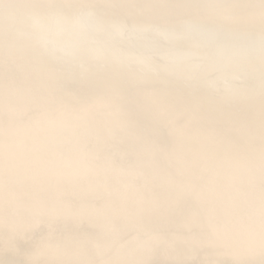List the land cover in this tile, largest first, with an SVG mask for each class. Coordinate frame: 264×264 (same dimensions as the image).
<instances>
[{
  "label": "snow or ice",
  "instance_id": "snow-or-ice-1",
  "mask_svg": "<svg viewBox=\"0 0 264 264\" xmlns=\"http://www.w3.org/2000/svg\"><path fill=\"white\" fill-rule=\"evenodd\" d=\"M0 264H264V0H0Z\"/></svg>",
  "mask_w": 264,
  "mask_h": 264
}]
</instances>
